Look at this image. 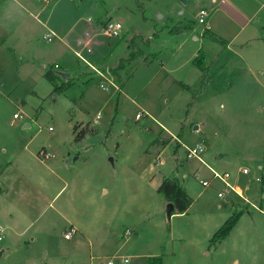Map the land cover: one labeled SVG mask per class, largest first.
<instances>
[{"label": "rangeland", "instance_id": "1", "mask_svg": "<svg viewBox=\"0 0 264 264\" xmlns=\"http://www.w3.org/2000/svg\"><path fill=\"white\" fill-rule=\"evenodd\" d=\"M33 1V47H0V264L116 255L131 264H264V0ZM108 20L121 23L118 38L101 34ZM28 57L40 60L33 69ZM197 65L210 73L206 84ZM48 71L68 77L56 72L50 83ZM200 144L203 163L188 161L183 146ZM209 168L229 173L246 200L218 198V181L203 188ZM165 177L192 198L184 214L167 217L157 192Z\"/></svg>", "mask_w": 264, "mask_h": 264}, {"label": "crops", "instance_id": "2", "mask_svg": "<svg viewBox=\"0 0 264 264\" xmlns=\"http://www.w3.org/2000/svg\"><path fill=\"white\" fill-rule=\"evenodd\" d=\"M36 11H37V9H36V6H35V3L33 0H0V38H1L0 39V47L4 45L5 41H6L5 45H7L8 47H11V48L14 47L16 50L19 49L20 51L27 50V49L29 50L30 47H33L31 36H30V34H31L30 29L34 26L38 27V25H40V21L38 20V14L37 13L34 14ZM72 28L73 27H71L69 30H71ZM69 39H70L69 34L63 35V41L68 43ZM88 42H89V40L87 41V43ZM75 53H79V52H75ZM88 53H90V52H88ZM215 59H216V57H215ZM215 59H214V61H215ZM19 60H20V62H22L23 57L19 58ZM29 61H31V63H30L31 65H29V68L33 69L34 66H32V65H36V62L38 63V61H40V60L35 59L34 57H30V58L28 57V59L25 60V63H28ZM212 63L213 62H211V64ZM241 63L243 65L242 66L243 70L244 71L247 70L248 72H250L251 69L248 66L247 62L242 61ZM227 65L230 66L229 62L224 63V65L221 66V69L224 66L226 67ZM46 68H47V66H46ZM46 68H43V69H46ZM58 71H59V69H58ZM58 71H55V73L57 72L60 74L61 72H58ZM52 72H54V71H52ZM238 72H241V71H238ZM98 76H100V75H98ZM44 77H45V74H44ZM214 77H215V73H212V79ZM101 78L104 79V77H101ZM208 86H209V84L206 87H208ZM205 91L206 90H204V92ZM243 199L246 200L245 197H243ZM70 228H73V227H70ZM75 231H76V229H75ZM69 240H71V239H69ZM234 264H238V261L234 260Z\"/></svg>", "mask_w": 264, "mask_h": 264}, {"label": "built area", "instance_id": "3", "mask_svg": "<svg viewBox=\"0 0 264 264\" xmlns=\"http://www.w3.org/2000/svg\"><path fill=\"white\" fill-rule=\"evenodd\" d=\"M43 2L49 3L50 0H43ZM207 16H208V13L206 11L200 10L198 12V23L199 24H204L205 23V19H206ZM121 32H122V25H121L120 22L114 21V20H108V21H106L103 24L102 33L101 34L103 36L107 37V38H118L121 35ZM52 36H53L52 34H47L44 38L49 40V39H51ZM87 52H91V50L87 49ZM76 56L78 58H81L79 53H77ZM55 69H58L57 65L55 66ZM99 75L103 76L100 73H99ZM111 85H113V84L111 83ZM101 87H104V86H101ZM20 118H21L20 115L14 114L13 115V122L15 120L20 119ZM49 130L51 131V129H49ZM183 147H184V150H185V157H186V159L188 161H190L193 158H195L199 162L203 163V161L201 159V155L205 151V147H204L203 144L196 145L194 147H186L184 145ZM43 155H44V158H46V159L51 157L46 152H44ZM209 171L211 173V177L209 179H205V180H200L199 181L200 185L203 188L208 187L210 185V183L213 182V181H218V182L222 183L223 186H224L222 191H220L217 194L218 198H222L224 195L229 194V193H233L236 196L243 198L241 190L239 188L235 187L234 185L229 183V179H230V174L229 173H227V172L218 173V172H216V171H214V170H212L210 168H209ZM240 172L243 175H249V170L247 168H243ZM0 232H1V229H0ZM75 232L76 231H75L74 228H70L65 233L64 238L66 240L71 239V237L75 234ZM127 234H128V232H127ZM0 240H1V237H0ZM91 260L92 261H96L95 264H131L130 257L124 256V255L112 256L109 259H106V262H104L102 259L92 258V257H91Z\"/></svg>", "mask_w": 264, "mask_h": 264}, {"label": "trees", "instance_id": "4", "mask_svg": "<svg viewBox=\"0 0 264 264\" xmlns=\"http://www.w3.org/2000/svg\"><path fill=\"white\" fill-rule=\"evenodd\" d=\"M183 28L178 29L179 32H181ZM120 65L122 66V62H120ZM197 67L203 72L205 75L204 78V84L208 82L210 79V73L208 70L203 68L201 65ZM117 71V69H116ZM45 79L50 82L54 83L57 80V76L55 72L48 71L45 73ZM68 87V83H61L58 86H55V91L61 92L64 91ZM188 88V86H186ZM204 90V87L201 88V91ZM196 96H192V100H195ZM86 129H82L78 134L75 135L74 140L76 142L81 141L85 135L87 134ZM168 144V141H164L162 143L163 146H166ZM157 192L163 197L165 200L166 204H172L173 205V212L171 213L172 215L175 214H184L192 205L193 200L192 198L187 194L185 188L180 184L179 180L174 177H165L161 181L160 185L157 188ZM242 213L239 212L227 219L225 223L216 231V233L213 236V241L214 242H219L223 240L229 232L232 230V228L235 226L237 223L238 219L240 218L239 216Z\"/></svg>", "mask_w": 264, "mask_h": 264}, {"label": "water", "instance_id": "5", "mask_svg": "<svg viewBox=\"0 0 264 264\" xmlns=\"http://www.w3.org/2000/svg\"><path fill=\"white\" fill-rule=\"evenodd\" d=\"M43 68H46V65H43ZM59 75H60V77L62 79H66L68 77V75L65 74V73L64 74L60 73ZM26 126H28V125H26ZM194 130H197V127H194ZM172 212H173V205L172 204H167V206H166V215H167V217L170 218Z\"/></svg>", "mask_w": 264, "mask_h": 264}]
</instances>
